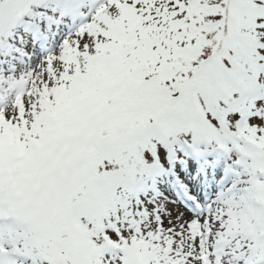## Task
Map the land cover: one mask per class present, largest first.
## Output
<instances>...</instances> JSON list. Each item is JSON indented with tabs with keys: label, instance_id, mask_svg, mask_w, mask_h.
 <instances>
[{
	"label": "snow or ice",
	"instance_id": "6c2138e0",
	"mask_svg": "<svg viewBox=\"0 0 264 264\" xmlns=\"http://www.w3.org/2000/svg\"><path fill=\"white\" fill-rule=\"evenodd\" d=\"M0 264H264V0H0Z\"/></svg>",
	"mask_w": 264,
	"mask_h": 264
}]
</instances>
